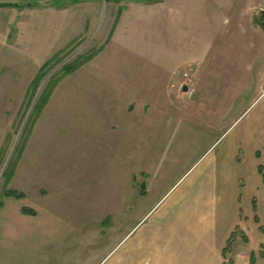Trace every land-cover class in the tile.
I'll return each instance as SVG.
<instances>
[{"label":"rangeland","instance_id":"rangeland-1","mask_svg":"<svg viewBox=\"0 0 264 264\" xmlns=\"http://www.w3.org/2000/svg\"><path fill=\"white\" fill-rule=\"evenodd\" d=\"M62 1L0 0L19 4L0 6V264H117L146 226L131 195L132 170H167L171 183L178 182L175 197L193 174L214 168L235 139H242L248 189L255 184L251 164L264 166V151L257 159L244 149L257 140L249 123L263 104L249 107L264 80L219 118L161 104L153 79L168 73L173 90L196 56L207 54L209 37L195 28L197 16L177 9L189 8V0H166L164 10L146 0L50 4ZM100 48L60 81L40 111L64 68ZM141 76L144 86L135 88ZM181 121L201 123L190 130ZM135 177L140 184L142 174ZM12 190L24 197H9ZM23 208L38 216L24 215ZM257 218H244L225 264H264V221Z\"/></svg>","mask_w":264,"mask_h":264},{"label":"crops","instance_id":"crops-1","mask_svg":"<svg viewBox=\"0 0 264 264\" xmlns=\"http://www.w3.org/2000/svg\"><path fill=\"white\" fill-rule=\"evenodd\" d=\"M77 1L81 3L85 0ZM165 1L143 4H155L157 9L163 7L164 10L168 9ZM189 2V8L177 9L180 14L197 16L200 22H195V28L206 30L209 37L205 47L206 57L196 56L188 75L180 76L173 90L166 86L168 73L153 77L155 88L164 107L189 105L215 113L219 118L235 106L255 82L264 80V0ZM123 8L127 7H120L119 12ZM220 16L232 18V23L226 25L220 21ZM141 81V84L136 82L134 87H143L142 76ZM256 103L263 105L249 126L253 140L256 137L257 140L251 141L248 149L245 146L244 149L253 158L259 159V153L264 151V85L261 83L249 109ZM180 123L195 130L198 125L193 123L201 122ZM252 128L257 129L256 134ZM213 132V128L208 130L206 136L211 135L212 138ZM241 140L235 139L232 148L221 153L214 168L206 167L193 174L191 184L175 197L173 194L176 190L173 189L178 182L171 183L167 170H132L131 195L135 197L133 202H137V210L140 211L139 224L144 222L143 227L146 226L117 264H225L224 250L244 218H250L255 213L259 220L264 221V178L259 172L262 164H251L255 184L253 190L248 189L245 176L251 175L248 174L246 162L241 158L239 160V150L243 148ZM138 173L143 176L140 184L135 181V174ZM180 177H184V174ZM104 213L111 215L107 209ZM29 216L37 217L38 214ZM113 219L116 221L114 214Z\"/></svg>","mask_w":264,"mask_h":264},{"label":"trees","instance_id":"trees-1","mask_svg":"<svg viewBox=\"0 0 264 264\" xmlns=\"http://www.w3.org/2000/svg\"><path fill=\"white\" fill-rule=\"evenodd\" d=\"M68 1H70V0H64V1H62V3H61V2H52V3H50V4H52V5H61V4H65V3H67ZM146 1H147V2H150V1H152V0H146ZM18 5H19V4H8V3H4V4L1 3V4H0V6H18ZM45 5H46V4H45ZM26 6H30V7H31V6H41V5H40V4H37V3H30V4H26ZM102 48H103V46H102ZM102 48H100L98 51H95V52L91 53L90 55H86V56H84V57H81V58L78 59L77 61L73 62L72 64H70V65H68L67 67L64 68L62 74L54 79V81H53L52 84L50 85V88H49L48 92L45 93V96H44V95L42 96L43 99H42V102H41V104H40L42 107H41L40 111H42V109H44V107L48 104V102H49V100H50V98H51V96H52V94H53L55 88H56L57 85L60 83V81H61L62 79H64L66 76H68V75L74 73V72L77 71L80 67H82V66L85 65L87 62H89V61L92 60L94 57H96V56L98 55V53L101 51ZM52 62H53V60H50L48 63H46V65H44V67L42 68L40 74H39L38 77H37V80L40 81V80L42 79V76H43V72H44V70H45L46 67H48V65L51 64ZM39 81H38V82H39ZM40 111H39V112H40ZM259 172L262 174V176H263V178H264V167H263L262 165L259 166ZM8 195H9V197H14V198H18V199L24 197V195H23L22 193H18V192L14 191V190L9 191V192H8ZM255 208H256V206H255ZM22 212H23L24 214H29V215H35V214H36V212H35L34 210H31V209H28V208H23ZM257 220H258V218H257ZM233 236H235V234H233ZM233 236L230 238V240H229V242H228V245H227V247H226L225 250H224V253H225V254H226V251H227L228 246L230 245V243H231L232 240H233ZM252 259H254V258H252ZM252 261H253V260H252ZM251 264H252V263H251Z\"/></svg>","mask_w":264,"mask_h":264},{"label":"water","instance_id":"water-1","mask_svg":"<svg viewBox=\"0 0 264 264\" xmlns=\"http://www.w3.org/2000/svg\"><path fill=\"white\" fill-rule=\"evenodd\" d=\"M1 4V3H0Z\"/></svg>","mask_w":264,"mask_h":264}]
</instances>
